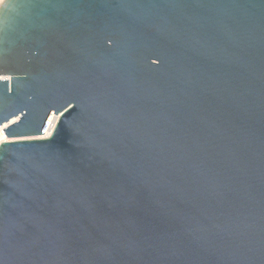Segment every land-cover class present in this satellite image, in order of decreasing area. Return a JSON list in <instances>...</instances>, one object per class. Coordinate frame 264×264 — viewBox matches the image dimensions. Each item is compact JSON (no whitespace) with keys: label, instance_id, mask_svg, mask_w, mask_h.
Wrapping results in <instances>:
<instances>
[{"label":"water","instance_id":"obj_1","mask_svg":"<svg viewBox=\"0 0 264 264\" xmlns=\"http://www.w3.org/2000/svg\"><path fill=\"white\" fill-rule=\"evenodd\" d=\"M0 126V264H264V0H0Z\"/></svg>","mask_w":264,"mask_h":264},{"label":"bare ground","instance_id":"obj_2","mask_svg":"<svg viewBox=\"0 0 264 264\" xmlns=\"http://www.w3.org/2000/svg\"><path fill=\"white\" fill-rule=\"evenodd\" d=\"M3 126H4V125H3ZM3 126H0V139H1V140H5V139H6V138H5V135H4L3 131H2ZM47 133H48V132H47Z\"/></svg>","mask_w":264,"mask_h":264},{"label":"built area","instance_id":"obj_3","mask_svg":"<svg viewBox=\"0 0 264 264\" xmlns=\"http://www.w3.org/2000/svg\"><path fill=\"white\" fill-rule=\"evenodd\" d=\"M3 131V130H2ZM2 140L0 139V142H1Z\"/></svg>","mask_w":264,"mask_h":264}]
</instances>
